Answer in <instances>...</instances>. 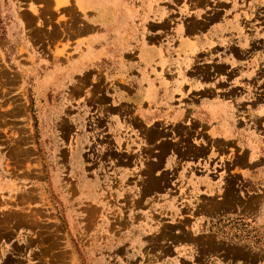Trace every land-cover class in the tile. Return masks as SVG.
<instances>
[{
  "label": "rangeland",
  "instance_id": "374dc122",
  "mask_svg": "<svg viewBox=\"0 0 264 264\" xmlns=\"http://www.w3.org/2000/svg\"><path fill=\"white\" fill-rule=\"evenodd\" d=\"M194 69L218 100L240 94L237 124L256 132L236 134L259 165L222 210L204 168L180 200L173 174L131 162L156 120L137 76L165 101ZM217 119L185 142L207 145ZM156 187L166 198L142 196ZM263 191L264 0H0V264H264Z\"/></svg>",
  "mask_w": 264,
  "mask_h": 264
},
{
  "label": "crops",
  "instance_id": "0c3cea01",
  "mask_svg": "<svg viewBox=\"0 0 264 264\" xmlns=\"http://www.w3.org/2000/svg\"><path fill=\"white\" fill-rule=\"evenodd\" d=\"M71 1L77 3V1L87 2L89 0ZM104 16L106 18L110 16V11L106 9ZM199 72V70L194 69L192 74L188 73L190 76H187V80L179 85L181 90L185 89L183 95L181 94L182 92L176 93L165 101L160 100L159 94L156 93L157 91L154 89L151 81L148 82V79L137 76L141 90L138 91L136 89L135 95L139 97V102L144 109V111L139 113V116L142 117L141 119L155 118L156 120L152 124H144V121L141 120L139 129L132 133L134 149L131 162L132 166L136 165L135 173H138V175L140 170L137 172V169L141 168V163H149V167H153L152 170L154 172L152 173L156 178L157 172L161 169H163L162 175L164 176L170 177L173 174L172 180L177 179L175 187L177 188V194L181 196L180 200L185 195H188V197L196 195L195 191L198 186V182L196 181L198 172L196 173V171L204 168V173L206 172L208 175H211L219 183L214 199L218 201V207L222 210V208L234 207L232 205V198H234V193H238L235 187L237 182L249 183L250 179L248 178H251V174H254L253 168L259 165V157L254 155L252 145L238 141V138H235L237 137L236 134H246L243 132L250 130L248 134L254 136L253 134L256 132H253L252 127L242 128L239 126V123L237 124L238 119L235 117L237 104H235V99L240 94L236 95L235 92H229L230 94L232 93L234 100H230L229 98H225L222 101L218 100L221 98L218 97L217 99L214 97L215 91L207 88L209 85L205 82L206 78L202 77V74ZM172 92L175 93L177 90ZM174 98L182 100L183 104L176 106L178 105L176 102V105H173ZM243 100H248L244 105L246 108L245 112H248L250 107L255 111L260 110L259 107L256 110L259 104L258 94L256 97L255 95L249 97L245 95ZM219 108L224 109V115H217ZM203 116L214 119L219 117L217 121L214 120L215 122L210 125L208 144L205 145L203 141L195 143L192 141L185 142L183 135L186 131L190 134L192 133V137L197 133L200 134L198 139L201 137V123L198 119H203ZM180 129L182 135L178 137ZM161 135H163L164 139L159 142L158 138ZM231 148H234L235 152H232ZM202 153L205 155V158L198 160V155H203ZM192 155L195 156L193 161L190 160L192 159ZM141 192L142 196L149 198L156 197V199L160 196H165L166 198L168 195L167 193L164 195L158 194L157 187L154 189L142 188ZM154 192L157 193L154 194ZM262 194H264V191L263 193L253 192L250 195L262 196ZM250 195L247 194V196ZM200 196L204 199L208 197L202 194ZM187 205L189 204L186 201L180 203L181 209L186 208ZM193 206H197V204ZM204 207H208V205L198 204L197 210Z\"/></svg>",
  "mask_w": 264,
  "mask_h": 264
}]
</instances>
